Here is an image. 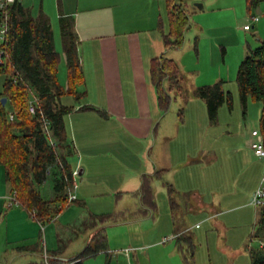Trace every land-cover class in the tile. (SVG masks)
Masks as SVG:
<instances>
[{"label":"crops","instance_id":"crops-1","mask_svg":"<svg viewBox=\"0 0 264 264\" xmlns=\"http://www.w3.org/2000/svg\"><path fill=\"white\" fill-rule=\"evenodd\" d=\"M18 1L30 8L35 16L44 14L49 18L55 46L60 53L58 79L66 89L69 87V71L61 19L72 18L85 81L78 86V91L83 92L81 98L66 93L61 100L64 105L74 108L65 115V126L73 146L70 164L73 169H79L80 174L78 199L70 202L64 208L66 213L60 212L44 229L45 225L43 227L26 207L19 203L10 205L14 193L3 173L4 182L0 184V215L4 213V218L0 219V264H54L55 259L69 261L86 248L99 230L108 236L109 248L105 253L117 258L119 253L115 256L117 250H112L117 247L113 238L121 232L123 224H110L112 221L134 218L137 220L133 221L141 225L146 219L159 221L157 215L162 212L167 214L166 224L170 223L166 228L172 231L173 226H178L177 210L203 208L204 198L200 190L196 186L191 191L192 185L183 181L188 175L186 171H190L189 164L195 161L203 164L198 162L205 153L198 143L199 129L191 138L185 122L174 120L172 106L176 102H187L190 92L199 97L196 95L199 87L218 82H223L224 87L220 68L227 63L229 48L222 45V32L227 29L222 25H240L238 17L242 10L239 11L238 7L246 6L252 15V10L261 3L253 5L250 0H176L189 14V27L180 46L168 47L167 40L171 43L175 40L173 36L166 38L173 27V0ZM230 16L234 18L228 20ZM205 18L212 19L207 22ZM260 21L261 18L253 22L251 30L230 26L227 32L233 39L239 38V34L255 30ZM189 34L196 49L193 60L198 62L204 58L211 65L212 72L209 79L200 80L199 76L196 87L188 79L185 68L188 67L185 63H190L187 62L191 52L188 53L191 47ZM201 39L205 41L201 43ZM244 45L242 39L243 55L247 47ZM159 57L174 61L181 69V88L170 90L172 100L166 110L161 107L152 75L154 59ZM165 84L168 87L170 83L166 81ZM199 99L206 103L204 98ZM87 105L96 109H83ZM183 111L184 108H180L179 113ZM252 139L251 135L249 143ZM49 179L54 187L53 179ZM65 215L73 217L66 218ZM102 215L108 217L103 220ZM181 226L175 229L171 238L179 241L176 247L182 253L181 240L189 241L191 237L184 238L186 230ZM42 229L46 234L43 244ZM67 232H71V236L68 242H64L61 236ZM166 235L158 236L155 243H165Z\"/></svg>","mask_w":264,"mask_h":264},{"label":"trees","instance_id":"trees-1","mask_svg":"<svg viewBox=\"0 0 264 264\" xmlns=\"http://www.w3.org/2000/svg\"><path fill=\"white\" fill-rule=\"evenodd\" d=\"M264 0H250L253 5ZM172 31L167 35L175 38L167 40V46H180L184 41L185 30L189 27L190 17L185 9L172 1ZM8 17L9 28L4 40L0 39V51L5 52L0 61V165L4 167L6 182L16 194L17 202L30 210L44 226L52 221L70 204L67 200V177H72L73 167L69 158L73 154L72 143L68 140L65 115L73 107L62 103L66 93L81 98L83 92L78 86L84 84V72L79 55L77 36L73 30L72 18L62 17L61 27L64 52L69 71L68 89L58 79L60 53L55 46L54 31L47 16H35L32 10L18 0L0 8V29ZM153 80L158 88L161 107L169 108L172 96L170 90L181 88V69L172 60L164 57L154 59ZM166 81L170 84L167 87ZM237 83L242 102L248 98L262 103L259 130L264 139V40L256 47H249L242 61ZM32 92L40 97L38 110H29ZM196 95L204 98L211 119L217 118L219 108L228 103L232 106V93L226 91L223 82L199 87ZM7 102L3 104L2 99ZM83 109H96L92 105ZM11 114L13 118L11 119ZM52 122V132L58 142L56 151L44 130V116ZM61 161L63 168L56 162ZM52 175H48L49 168ZM48 178L53 179L54 196L46 198L41 190ZM76 202V201H74ZM12 204V205H13ZM258 218L253 237L258 240L256 247L250 249L251 264H264V203L258 205ZM108 217L102 215L101 219ZM194 247L192 239H189ZM108 236L99 230L91 242L74 259L69 261L53 260L54 264H84L86 258L108 251ZM194 254V251H193Z\"/></svg>","mask_w":264,"mask_h":264},{"label":"rangeland","instance_id":"rangeland-1","mask_svg":"<svg viewBox=\"0 0 264 264\" xmlns=\"http://www.w3.org/2000/svg\"><path fill=\"white\" fill-rule=\"evenodd\" d=\"M238 10H242L238 17L240 25L238 23L222 25L227 27L222 32V45H227L229 51L227 63L221 65L220 72L225 81V90L232 93V106L228 103L223 104L218 110L217 118L213 120L205 101L196 98L190 92L187 102H183L179 96L178 99L182 102L179 104L176 102L171 110L174 120L185 122L191 138L195 130L199 129L198 143L205 153L199 157L198 162L203 164L196 163L197 161L189 164L187 168L190 171H186L188 175L183 181L187 185H192L191 191L197 186L204 198V207L193 211L184 208L177 210L178 226L176 228L173 226L172 231L166 228V225L170 227V223L166 224L167 214L164 215L162 212L157 215L159 221L146 219L141 225L140 222L133 221L137 220L134 218L112 221L110 224H123L121 232L113 238V243L117 242V247L112 250H117L115 256L118 253L119 256L111 257L103 252L86 258L84 264H251L250 249L258 244V240L253 237L258 207L252 203L264 178V161L255 155L249 139L253 128L259 129L262 103L251 97L248 98L246 105L242 102L236 75L240 63L248 54L249 47L258 46L261 42L259 38L264 40V1L261 2L260 7L252 10V15L246 6L245 8L239 6ZM253 14L261 18L255 30L241 33V36L238 35L239 38L233 39L229 36L227 31L230 26L244 28L246 24H252ZM231 18L234 16H230L228 20ZM211 19L205 18L204 21L208 22ZM191 38L189 34L188 43L191 42V47L188 48V53L191 52L188 54L187 62L190 63H185L188 66L185 68L188 79L196 87L199 76H201L200 80L209 79L211 76L209 74L212 72H210L211 65L204 58L198 62L193 60L196 49ZM242 39L245 43L244 48L247 46L245 55L242 54L243 45L240 46ZM203 41L205 40L201 39V43ZM232 41L234 43L230 44ZM234 49L236 52H233ZM180 108H184L181 114ZM200 125L204 127L201 128ZM4 172V167L0 165V184L4 182ZM40 188L46 198H53L50 179ZM66 211L67 209L62 211L63 214ZM65 217L73 216L65 215ZM2 218L4 213L0 215V219ZM77 218L78 216L75 215V219ZM123 222L128 224L124 225ZM50 224L51 222H47L44 229ZM196 224H199V227H196ZM180 226L186 230L184 238L191 237L194 244L192 248L188 239L181 240L184 250L182 253L176 247L179 241L171 238ZM41 234L43 244L46 241L43 229ZM162 235H166L165 243L163 241L160 244L155 243L158 241V236ZM70 236L71 232H67L61 237L64 242H68ZM134 248H137V251Z\"/></svg>","mask_w":264,"mask_h":264},{"label":"built area","instance_id":"built-area-1","mask_svg":"<svg viewBox=\"0 0 264 264\" xmlns=\"http://www.w3.org/2000/svg\"><path fill=\"white\" fill-rule=\"evenodd\" d=\"M16 0H0V8H6L8 5L14 3ZM260 20L259 16H252L251 17V23L253 22H258ZM9 24H8V17H6L5 21L3 22L1 29H0V39L4 40L6 33L8 31ZM246 30H251L252 24H246L244 26ZM5 52L3 50L0 51V61L2 57L4 56ZM40 103V97L36 95V93L32 92V98L29 101V110L31 113L36 114L38 110V104ZM13 114H11V119L13 118ZM44 117V130L45 133L50 141L51 146L57 151L58 150V142L56 137L54 136L52 132V127H51V120L47 117ZM253 139L250 143L251 148L253 149L255 155L257 157H260L264 160V139L263 135L261 134L260 130L254 129L251 133ZM59 151V150H58ZM56 164L60 166L61 168L64 167L63 163L61 161H57ZM53 168H49L48 170V175H52ZM79 169H73L72 170V177H67L66 180L68 181L67 186H66V195H67V200L69 202H74L78 199L77 195V187H78V177H79ZM17 202L16 200V194L14 193L10 205L13 203ZM253 203L258 206L264 203V178L261 182L260 187L255 193ZM44 227V226H43Z\"/></svg>","mask_w":264,"mask_h":264},{"label":"water","instance_id":"water-1","mask_svg":"<svg viewBox=\"0 0 264 264\" xmlns=\"http://www.w3.org/2000/svg\"><path fill=\"white\" fill-rule=\"evenodd\" d=\"M2 101H3V104H6V102H7V98L4 97V98L2 99ZM65 259H67V258H65ZM65 259H64V260H65Z\"/></svg>","mask_w":264,"mask_h":264}]
</instances>
